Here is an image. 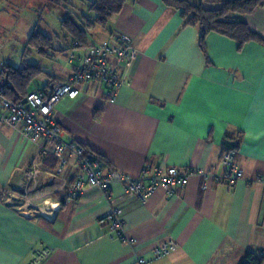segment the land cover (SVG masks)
<instances>
[{
  "label": "crops",
  "instance_id": "crops-1",
  "mask_svg": "<svg viewBox=\"0 0 264 264\" xmlns=\"http://www.w3.org/2000/svg\"><path fill=\"white\" fill-rule=\"evenodd\" d=\"M188 1L216 9L226 0ZM244 20L264 37V5ZM121 33L139 49L130 84L110 100L100 81L80 83L79 95L56 107L64 139L103 157L106 169L136 177L145 166L221 174L229 135L239 143L235 161L243 178L234 186L209 178L204 187L205 178L195 173L173 193L159 188L147 202L116 182L108 194L87 186L72 200L68 189L81 172L77 157L66 152L67 163L56 175L59 160L51 151L40 153L21 126L0 123V264H29L41 248L50 250L43 264H138L140 257L148 264H240L249 251H264V43L240 46L213 31L203 48L199 25L188 24L162 0H128L89 43L113 45ZM75 65L58 54L44 64L52 74H41L31 90L49 92L51 80L68 79ZM37 158L39 185L25 203L17 185ZM111 198L123 209L133 243L111 236L99 221ZM170 240L178 248L154 259L153 249Z\"/></svg>",
  "mask_w": 264,
  "mask_h": 264
},
{
  "label": "built area",
  "instance_id": "built-area-1",
  "mask_svg": "<svg viewBox=\"0 0 264 264\" xmlns=\"http://www.w3.org/2000/svg\"><path fill=\"white\" fill-rule=\"evenodd\" d=\"M138 53L139 49L134 45L132 38L125 33H121L118 42L113 45L107 43L82 44L75 41L74 48L66 59L67 63L77 62L74 71L68 80L55 81L49 92L33 89L25 97L27 102L23 100L15 102L6 96L3 83L0 80V105L2 106L0 123L13 127L21 126L24 135L38 144L40 153L51 151L59 160L55 170L56 175L62 173L67 163L66 152L77 157L81 164V172L68 189V197L72 200L78 199L87 186L99 187L108 194L110 186L119 182L124 185L128 195H134L140 201L147 202L159 188L173 193L176 187L184 184L188 177L195 173L205 178L204 187H206V180L209 178H213L215 181H225L234 186L243 178L244 170L236 163V149L232 147L223 154V172L221 174L193 167L181 169L171 166L162 169L145 166L141 174L135 177L120 170L106 169L97 156L85 152L84 146L79 141L64 139L63 128L56 117L57 104L64 97L76 98L80 93L79 84L93 80L100 81L104 86L107 98L114 100L119 89L130 84L129 67L137 58ZM123 63H126L128 68L122 69ZM2 65L0 63V73ZM49 143H55V146L49 149ZM37 161L38 158L23 170L17 185L19 196L25 203L39 185L40 170ZM12 193H14L13 189L7 190L8 195ZM0 196L5 198L2 193ZM122 215L123 209L116 205L114 199L111 198L110 209L101 216L99 221L109 226L111 236H117L133 243L134 239H129L125 232ZM177 248L178 243L174 240L164 242L153 249V258L159 259ZM49 253V249H35L29 264H43ZM148 263L149 260L146 257L138 259V264Z\"/></svg>",
  "mask_w": 264,
  "mask_h": 264
},
{
  "label": "trees",
  "instance_id": "trees-1",
  "mask_svg": "<svg viewBox=\"0 0 264 264\" xmlns=\"http://www.w3.org/2000/svg\"><path fill=\"white\" fill-rule=\"evenodd\" d=\"M64 1V0H63ZM128 0H85L88 12L81 14L68 13L62 20L65 34L58 40V46L55 39L35 28L31 33L25 50L23 52L21 65H15L5 62L2 65L0 80L3 83L6 96L12 101L23 100L29 91L33 82L41 74H52L46 70L40 61H29L27 56L36 52L39 55L55 60L58 54H66V59L70 51L74 48V42L82 44L100 45L105 43H89L94 37L97 28L105 29L109 21L121 12ZM167 6L175 8L181 12V16L188 24L199 25L200 44L204 48L205 37L210 32H218L236 39L240 46L251 40L264 43V37L252 31L244 16L257 7L264 5V0H226L216 9H207L202 5H195L188 0H162ZM68 40V46L59 45V41ZM73 63L77 62L74 61ZM75 65V67H76ZM74 71V70H73ZM58 79L51 80L52 84ZM68 80V79H66ZM94 81V80H93ZM98 81V80H96ZM51 88V87H50ZM45 91V88H37ZM47 92V91H46ZM99 118V112L96 113ZM227 146L238 148L239 143L233 136H227ZM87 154L97 156L101 161L103 157L97 155L89 148L85 147ZM103 159V160H102ZM264 251H249L240 264H264Z\"/></svg>",
  "mask_w": 264,
  "mask_h": 264
},
{
  "label": "rangeland",
  "instance_id": "rangeland-1",
  "mask_svg": "<svg viewBox=\"0 0 264 264\" xmlns=\"http://www.w3.org/2000/svg\"><path fill=\"white\" fill-rule=\"evenodd\" d=\"M85 0H0V63L10 62L15 65L23 63L22 56L28 39L38 28L55 39L65 34L62 24L63 18L68 14H81L88 12ZM98 39H93L96 42ZM56 45L58 46V44ZM65 44V41H59ZM33 54V55H32ZM28 55L29 61H42L49 65L48 58L34 52ZM2 63V64H3ZM24 206L22 211L27 213ZM31 210V209H30ZM41 211H44L41 208ZM32 214L35 213L31 210Z\"/></svg>",
  "mask_w": 264,
  "mask_h": 264
},
{
  "label": "water",
  "instance_id": "water-1",
  "mask_svg": "<svg viewBox=\"0 0 264 264\" xmlns=\"http://www.w3.org/2000/svg\"><path fill=\"white\" fill-rule=\"evenodd\" d=\"M23 101H24V102H27V99H26V98H24V99H23Z\"/></svg>",
  "mask_w": 264,
  "mask_h": 264
}]
</instances>
